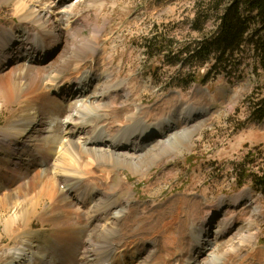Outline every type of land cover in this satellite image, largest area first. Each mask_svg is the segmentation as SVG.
I'll return each instance as SVG.
<instances>
[{
  "label": "bare ground",
  "instance_id": "bare-ground-1",
  "mask_svg": "<svg viewBox=\"0 0 264 264\" xmlns=\"http://www.w3.org/2000/svg\"><path fill=\"white\" fill-rule=\"evenodd\" d=\"M108 1L0 0L18 19L11 27L0 22V111L10 112L0 128V224L6 235L0 232V243L7 237L14 241L0 250V264H236L250 257L249 248L258 244L255 218L260 215L256 208L239 209L247 191L214 205L216 214L225 211L219 227L212 230L209 213L198 218L189 248L172 253V259H159L162 244L151 240L153 233L150 240L143 237L147 218L139 215L134 187L122 171L148 175L165 155L179 147L191 150L212 99L205 94L186 101L175 93L161 104L145 105L130 81L114 77L111 55L102 57V77H93L92 62H84L88 54L92 61L96 57L106 27L93 24L90 37L72 46L68 27L82 30L78 18L83 20L92 4L101 8ZM58 42L64 47L52 56ZM36 51L39 58L45 53V61L27 65L26 60L37 63L31 56ZM154 128L155 137L145 139ZM8 212L13 214L3 219ZM34 219L43 229L33 230ZM221 238H229L226 249H217Z\"/></svg>",
  "mask_w": 264,
  "mask_h": 264
},
{
  "label": "rangeland",
  "instance_id": "rangeland-1",
  "mask_svg": "<svg viewBox=\"0 0 264 264\" xmlns=\"http://www.w3.org/2000/svg\"><path fill=\"white\" fill-rule=\"evenodd\" d=\"M74 1L79 2L80 0ZM200 2H206L208 10L211 9L212 1L210 0H109L101 8L98 4H92V9L85 13V18L83 17V20L82 17L78 18L79 22L84 21L83 29H78L74 32L73 27L69 26L70 31L68 29L67 39L72 46L74 43H79L80 38L90 37L93 24L105 25V30L108 32L101 33L96 57L92 61V57L88 54V60L84 64L92 62L93 77L100 78L103 75V69H105V58L103 59L102 57L103 55H111L114 60L111 58L110 69L114 77L130 81L133 89L138 93V97L143 100L145 105L152 106L168 100L175 93L182 95L186 101H190L193 95L201 97L209 94L211 96L212 100L209 102L211 112L202 127L203 129L201 128L194 137V146L191 150L179 147L181 149L178 148L177 152L165 155L158 162L159 164L157 163L150 173L148 172V175L133 174L128 170L122 171L124 179L127 178L128 183L134 187L135 199L140 204L139 215H144L145 213L147 218L145 224H143L145 226L142 225V229L145 231L142 230L143 237L146 236L145 238L150 240V235L153 233L151 240L162 244V253L161 251L159 252V259H172L174 256L172 253L176 255L183 249L187 250L189 248L188 244L192 241L191 233L194 234V226L200 221L197 220L198 218L203 219L209 213L214 222L212 230L217 227L216 224L219 227L220 218H222L225 211H219L216 214L217 210H215L214 205L219 200L226 201L230 197L239 196L247 191V197L241 200L242 205H240L239 209L249 211L251 208H256L259 212L260 216L255 218L258 244L253 247L255 248L254 250L249 248L250 257L245 258L244 256L238 259L236 264H248L249 259L255 264H263L264 196L253 190V185L248 180L240 187L235 170H238V165L246 157L250 158V162L246 164V169L249 173H257L260 168L264 167V122L258 123L250 108L251 101L263 93L264 73L255 64L252 49L247 47L233 58L231 63L232 71L227 76H217L216 72L210 74L209 80L202 81V74L208 73L210 70V65H205L204 70L201 71V75L198 77V81L190 85H184L182 78L190 72V69L182 63L180 64L181 59L176 58L174 55L185 43L201 37V33L195 30L193 24ZM0 22L6 27H11L13 23L18 24V19L14 17V11L11 6L0 5ZM215 23L213 18L207 21L202 25L203 32L213 31L216 27ZM155 37H160L164 40L172 39V52L169 48L162 49V53L155 54L152 57L145 46V40L155 39ZM57 44L58 48L55 52L50 53L52 56L60 54L65 42H60V44L58 42ZM156 44L158 45L159 41ZM168 51L171 53L169 54ZM38 53L36 51L31 55L37 60V63L30 60L27 61V56L23 57V61L26 60L27 65L38 66L43 64L46 58L44 56L45 53L41 54L40 58ZM72 85L76 86L74 83ZM87 87H85V90ZM11 108L16 109L17 106H12ZM9 115L10 112L6 109L0 111V128L6 125ZM196 122L195 124H199L201 120ZM253 159L255 161L251 162ZM4 190L2 189V192ZM119 197L120 200L124 199V195ZM223 209L225 210V207ZM158 211L162 214L158 213ZM181 213L182 215H180ZM12 214L13 212H8L5 216L3 215V219L8 218ZM184 214L186 216H183ZM178 216L181 217L179 218ZM239 219H234V222L239 221ZM187 223L193 224L189 226ZM170 225L173 226L169 227ZM237 226L241 227V231L245 230V226L241 224H237ZM150 228L154 232H149ZM41 229L43 227L39 220L34 219L33 230ZM171 229L173 230L171 231ZM0 232L4 234L2 224H0ZM236 233L238 234L235 231L232 235H237ZM49 235L50 232H46L45 240L50 243L51 238ZM159 237L161 238L159 239ZM185 237L191 240L189 241ZM227 240L229 242V238L219 239L217 249L221 248L220 250H222L227 246L229 247L230 243L227 242V244ZM235 242L237 243L238 241L236 240ZM13 243L14 241H10L7 237L5 241L0 243L1 252L9 244L12 247ZM179 244L182 245L180 246ZM176 245H178L179 251L178 249L176 251ZM259 249L262 250V256L259 252H256L257 254L254 253L255 250Z\"/></svg>",
  "mask_w": 264,
  "mask_h": 264
},
{
  "label": "trees",
  "instance_id": "trees-1",
  "mask_svg": "<svg viewBox=\"0 0 264 264\" xmlns=\"http://www.w3.org/2000/svg\"><path fill=\"white\" fill-rule=\"evenodd\" d=\"M210 1H212L210 10L206 7L208 6L206 2H200L193 20L195 30L201 33V37L185 43L174 55L181 59L180 64L190 69V72L182 78L184 85L198 81L205 65H210V70L202 74V81L209 80L211 73L217 72V76H227L232 71L233 58L247 47L252 49L254 62L264 73V0ZM212 18L216 22L215 29L204 33L202 25ZM157 41H159L158 45ZM172 45V39L155 37L145 40V46L152 57L162 53V49L169 48L171 51ZM171 52L168 51L169 54ZM262 90L263 93L255 99L252 98L250 103L251 112L258 123L264 122V87ZM254 161L255 159L251 162ZM248 162L250 158L246 157L238 165V170H235L238 183L241 187L248 180L254 189L264 196V167L257 173H249L246 169Z\"/></svg>",
  "mask_w": 264,
  "mask_h": 264
}]
</instances>
